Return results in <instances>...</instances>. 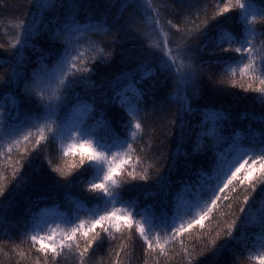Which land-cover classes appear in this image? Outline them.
I'll return each mask as SVG.
<instances>
[{"label":"trees","instance_id":"obj_1","mask_svg":"<svg viewBox=\"0 0 264 264\" xmlns=\"http://www.w3.org/2000/svg\"><path fill=\"white\" fill-rule=\"evenodd\" d=\"M0 264H264V0H0Z\"/></svg>","mask_w":264,"mask_h":264},{"label":"rangeland","instance_id":"obj_2","mask_svg":"<svg viewBox=\"0 0 264 264\" xmlns=\"http://www.w3.org/2000/svg\"><path fill=\"white\" fill-rule=\"evenodd\" d=\"M256 9L253 8V7H250V6H247L246 8H244V11H245V18H247V20H250L251 18H254V16H256ZM72 124L74 126V128L77 126L78 122L76 120H73L72 121ZM73 136H75L74 138L77 139V142L79 143V145H81L83 142V144H85L86 147L90 146V144L86 143L85 142V138L81 137L80 134L78 132H75V134H73ZM83 145H81L82 147ZM246 156L244 154V152L242 151H239V152H236L235 155L233 156V158H231V161L229 163V166L227 168V175H231L232 173L235 172V170L240 167V165L244 162ZM49 225V223H47ZM149 219L144 215L142 217V220H141V225H142V228L144 230H148L149 229Z\"/></svg>","mask_w":264,"mask_h":264}]
</instances>
